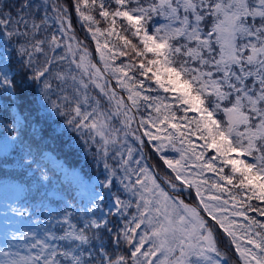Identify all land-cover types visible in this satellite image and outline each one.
<instances>
[{
    "label": "snow or ice",
    "instance_id": "snow-or-ice-1",
    "mask_svg": "<svg viewBox=\"0 0 264 264\" xmlns=\"http://www.w3.org/2000/svg\"><path fill=\"white\" fill-rule=\"evenodd\" d=\"M32 7L22 0L15 16L0 9V37L15 43L0 52V95L19 99L17 76L37 90L30 110L11 97L0 109V154L18 146L20 166L39 172L29 207L47 219L9 233L5 216L0 264H229L219 247L221 231L234 247L233 264H264V221L247 214L264 217V207L251 203L264 204V0H75L102 67L81 41L69 37L66 7L52 9L65 52L49 56L44 45L55 53L61 39L37 38L49 14L37 22L35 14L26 13ZM11 51L19 57L15 71ZM117 57L128 62L115 65ZM65 60L67 68L57 67ZM90 85L106 98L107 108L88 94ZM141 107L150 112L134 131L133 111ZM53 114L63 124L51 127L50 135L74 133L77 145L96 164L103 163L104 179L92 184L90 177L62 165L49 168L34 155L29 129L35 137L44 131L37 125ZM137 131L157 142L156 153L171 147L179 154L159 156L172 174L161 182L141 159L131 167L135 150L127 137L143 145ZM209 149L215 154L206 157ZM205 172L217 179L209 182ZM114 179L134 201L116 196V212L101 215L100 188L110 189ZM185 187L195 190L191 204L180 198ZM29 207L11 211L28 217ZM108 215H119L120 226ZM239 217L247 223H239Z\"/></svg>",
    "mask_w": 264,
    "mask_h": 264
},
{
    "label": "trees",
    "instance_id": "trees-1",
    "mask_svg": "<svg viewBox=\"0 0 264 264\" xmlns=\"http://www.w3.org/2000/svg\"><path fill=\"white\" fill-rule=\"evenodd\" d=\"M29 2L33 5L31 9L26 10V13L31 16L32 14H35L37 17V22H39V19L42 18L45 15V12L49 14V19H54L56 16V13L52 11L53 8L57 7H66L69 9L67 15L72 23V30L69 32L70 35L75 36V38L82 42V46L86 47L90 50L93 61L99 65V56L95 52V41L92 39L91 34L87 31V28L84 26V22L79 20V17L77 16L75 10H74V3L75 0H29ZM22 3V0H0V9L3 11H11L13 13V16H15L17 9L19 8L20 4ZM37 6H39V10L37 11ZM57 23L54 22L53 24L48 23L47 25L42 26L41 31L39 32L37 38L38 39H44V38H50L51 35L55 34V26ZM100 27H104L105 25L101 23L98 25ZM15 27V25H13ZM67 27V25H66ZM22 31V29H21ZM58 38L61 39V48L57 49L55 53L51 52L48 49L47 44L44 45L45 51L48 52L49 56L52 55H63L65 52L64 48V39L62 35H57ZM101 43H103L104 38L100 37ZM24 42V38H21V43ZM0 48L1 49H14L15 43H9L6 41L3 37H0ZM35 56L43 60L42 54H35ZM11 67L15 71V69L18 66V60L19 57L16 56L14 51H11ZM122 62H128L127 57H117L115 60V65H119ZM57 67L67 68L68 67V60L58 62ZM74 68V66H73ZM17 82L20 86V89H22V92L20 94L19 99L17 97L13 96L10 93L2 94L0 95V109L8 107L10 100L9 97H11L12 100H16L17 104H20L21 107L28 111L32 107H34L33 100L37 96V90L35 89V85L24 83L20 80V77L17 76ZM108 79L110 80V83L115 86L116 81L114 79H111L109 76ZM56 83L55 81L53 82ZM149 82H146V84ZM152 87H155V85H151ZM116 91L119 95H122L126 99V93L123 92L121 89L116 88ZM88 94L90 96L97 97L102 101V104L105 108H107L109 105L104 101V97L99 93L98 89H95L93 86H89ZM150 95H156V92L149 93ZM160 95H165L162 91L160 92ZM53 99H55V96H53ZM150 110H146L144 107H141L140 110L133 111V114L135 115L136 119L134 121L136 130L138 129V123L139 119L143 117H147L149 115ZM154 115V113H152ZM183 113L179 112L177 110V115H182ZM11 115L16 116L18 115L17 110L13 106ZM193 115L192 113H189V116ZM118 125V121H115ZM63 124V118L60 116H57L53 114L52 120L37 125L38 128H43V132H38L35 137L30 136L31 130L29 129V135L28 138L32 141V150L34 155L37 156V158L40 160V162L43 165H47L49 168H54L49 159L47 158V154L50 153L51 155L55 156L57 159H60L61 162L70 168H76L81 173V175H84L85 178H96V183L99 180L104 179V168L103 163L96 164L92 157L85 153L82 146H78L75 142V134L70 132H65L62 136L59 137H53L50 135L51 127H55L57 125ZM152 131H155V129H151ZM138 135L141 136V139L143 141V145L139 141H136L133 139L132 136L127 137V142L129 145L133 147L135 150L133 152V161L131 163V167L135 168V159H141L142 164H148L152 166L154 174L158 175L160 177V180L158 182H161L163 178L166 175H172L171 170L167 169L165 165H163L162 161L159 160V156L164 154L167 155L170 159H176L179 157V154L176 152H173L171 147L166 148L163 153H156L154 149V144L157 142L149 143L147 137L143 136L142 131H137ZM4 132L3 129H0V136H3ZM195 139V138H193ZM197 144H201L202 141H196ZM141 147L143 148V151H141ZM199 150V149H198ZM126 154V152H125ZM215 153L212 150H207L205 152L206 157L214 155ZM20 149L17 146L15 151H12V149H9V152L7 154H0V207L3 211V213L6 215L7 213H11L13 216V219L11 220L13 225L16 226L17 230L22 231H28L30 228H34L35 225L32 223L33 220H40V221H46L47 217L44 214V212L37 213L34 208L29 207L33 201H31L30 198V192L34 191L36 188V181L39 176V172L35 170V167L32 168H22L20 166ZM110 163H113L110 161ZM196 170L193 169V172ZM51 174V173H50ZM122 176L123 173H120ZM203 178L209 180L211 182L212 180L217 179V177L211 173V172H205L203 174ZM134 179V177H133ZM55 186V185H53ZM162 187H165L166 190H168L170 193L172 192L171 189H167V186L162 183ZM208 185H205V188H207ZM230 187V186H229ZM100 191L102 192L104 199L102 201V207L104 209V214H108L109 212L115 213L116 208L113 209L111 207H107L108 200L113 201L115 203V197L119 196L122 200H133L134 197L130 193H125L123 190V186L120 184L119 180H113V186L110 189H104L100 188ZM236 190L233 189V192ZM174 194V193H173ZM206 195L208 193H205ZM222 195L223 199H229L228 194H220V193H213ZM180 198L184 199L186 203H192L195 199V190H189L188 188H182ZM3 200V201H2ZM251 203L256 206L259 205L261 207H264V204H261L259 201H251ZM12 207H29V211L31 213L28 217H22L17 216L15 213L11 211ZM79 207V205H78ZM129 214L131 212L135 211V208L133 206L132 209H129ZM249 216L261 219L264 221V217H259V215L255 212H248ZM7 216V215H6ZM109 220H115L117 222L116 226H120L121 217L119 215L113 216L108 215ZM239 223H247L242 217L236 218ZM51 227V225H48ZM112 225H110L111 227ZM218 240H220L219 247L221 250L225 253L226 257H229V264H233V261L231 259L232 253L234 252V247L230 245V240L227 238L222 231L220 232V236L218 237ZM104 242L106 246L109 247V249H112L114 246L111 244L110 237L105 234L104 236ZM231 248V251L229 249Z\"/></svg>",
    "mask_w": 264,
    "mask_h": 264
},
{
    "label": "rangeland",
    "instance_id": "rangeland-1",
    "mask_svg": "<svg viewBox=\"0 0 264 264\" xmlns=\"http://www.w3.org/2000/svg\"><path fill=\"white\" fill-rule=\"evenodd\" d=\"M53 22H54V19H51V18H50V19L48 20V23H50V24H53ZM59 27H60L59 24H57V25L55 26V33L58 34V35H62V33L59 32ZM65 27H66V25H65ZM69 37H72V35H70V33H69ZM76 40H77V39H76ZM77 41H79V40H77ZM3 51H4V49H1V48H0V52H3ZM88 51H89V53L91 54V52H90L89 49H88ZM93 62H94V61H93ZM94 63H95V62H94ZM104 101H106V103L108 104L106 98H104ZM132 129H133L134 131H136L135 123H134V122H133V124H132ZM137 134H138V132H137ZM47 158L49 159V161L51 162V164L53 165L54 168H56L57 165H62L64 168L74 169V170H76L77 172H79V171H78L76 168H74V167H73V168L67 167L66 165H64V164L61 162L60 159H57L55 156L51 155L50 153L47 154ZM57 171H59V169H57ZM79 173H80V172H79ZM80 174H81V173H80ZM90 183H92V184H96V179H95V177H92V178H91ZM0 206H1V205H0ZM107 207H111V208L115 209V203H114L113 201L108 200V202H107ZM1 210H2V209H1V207H0V211H1ZM97 212L100 213L101 215L104 214V209H103V207H102V204H101V208H100V209H97ZM4 224H5V218L2 216V214H1V212H0V231H2V230L4 229ZM7 230L9 231V233H10V231L12 230V227H11L10 223H8V221H7Z\"/></svg>",
    "mask_w": 264,
    "mask_h": 264
}]
</instances>
